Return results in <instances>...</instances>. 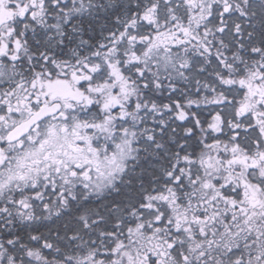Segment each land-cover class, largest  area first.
Listing matches in <instances>:
<instances>
[{
    "label": "snow or ice",
    "instance_id": "obj_1",
    "mask_svg": "<svg viewBox=\"0 0 264 264\" xmlns=\"http://www.w3.org/2000/svg\"><path fill=\"white\" fill-rule=\"evenodd\" d=\"M0 264H264V0H0Z\"/></svg>",
    "mask_w": 264,
    "mask_h": 264
}]
</instances>
